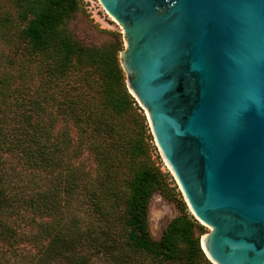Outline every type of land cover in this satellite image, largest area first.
<instances>
[{
	"label": "trees",
	"instance_id": "16d2710c",
	"mask_svg": "<svg viewBox=\"0 0 264 264\" xmlns=\"http://www.w3.org/2000/svg\"><path fill=\"white\" fill-rule=\"evenodd\" d=\"M10 1L0 42L23 24L26 59L40 66L34 79L0 52V264H212L183 198L160 238L150 232L169 172L143 158L147 116L120 64L121 33L102 46L75 38L83 0Z\"/></svg>",
	"mask_w": 264,
	"mask_h": 264
},
{
	"label": "water",
	"instance_id": "95a60500",
	"mask_svg": "<svg viewBox=\"0 0 264 264\" xmlns=\"http://www.w3.org/2000/svg\"><path fill=\"white\" fill-rule=\"evenodd\" d=\"M214 264H264V0H97Z\"/></svg>",
	"mask_w": 264,
	"mask_h": 264
},
{
	"label": "rangeland",
	"instance_id": "374dc122",
	"mask_svg": "<svg viewBox=\"0 0 264 264\" xmlns=\"http://www.w3.org/2000/svg\"><path fill=\"white\" fill-rule=\"evenodd\" d=\"M16 8L12 5L10 0H0V14L10 13L11 15L16 14ZM23 24L13 31L10 40L8 42H0V52L10 54L16 60L15 70H24L27 76L36 78V74L39 70V64L36 59L28 61L26 44L21 35ZM68 27L73 33L74 37L81 42L91 46H102L115 40L114 33H121L119 24L112 18V16L104 9V7L97 0H83L81 9L74 15L69 21ZM124 45V40H123ZM145 113V112H144ZM148 121L145 123V146L147 155L143 158L150 157L155 163V166L160 168L163 172H169V175L165 179L164 190L156 191L150 201L149 206V224L150 229L155 238H160L162 231L166 228L170 220L179 213V207L177 200L182 199L179 186L176 183V179L172 174L171 170L167 166L166 162L162 158L161 154L157 150L149 133ZM144 160V159H143ZM84 165L94 170L95 162L92 156L84 153L80 159ZM142 161V160H141ZM140 160L135 162V166L138 165ZM190 210V209H189ZM192 213V211L190 210ZM193 214V213H192ZM194 215V214H193ZM203 228L197 232H208L210 228L202 221H198ZM202 234V235H203ZM201 235V236H202ZM30 246L27 245V248ZM34 251V248H31ZM144 263L155 264L150 262L148 258H142ZM209 262H212L207 258ZM173 264H186L184 262H176ZM196 264H209L205 260H201ZM212 264H214L212 262Z\"/></svg>",
	"mask_w": 264,
	"mask_h": 264
}]
</instances>
